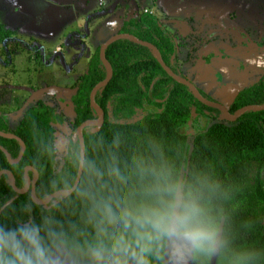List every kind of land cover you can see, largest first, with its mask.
I'll list each match as a JSON object with an SVG mask.
<instances>
[{
  "label": "trees",
  "instance_id": "trees-1",
  "mask_svg": "<svg viewBox=\"0 0 264 264\" xmlns=\"http://www.w3.org/2000/svg\"><path fill=\"white\" fill-rule=\"evenodd\" d=\"M8 32L0 24V39ZM115 32L150 42L181 76L175 68L173 37L151 13L126 17ZM97 50L98 45L72 84L71 133L58 168L54 124L64 122L61 112L35 99L11 128L8 113L0 112V130L17 135L25 145L13 164L0 151V170L8 169L20 189L25 184L23 168H35L34 194L39 200L73 183L78 163L73 132L81 121L95 118L88 93L105 76ZM104 55L111 77L94 94L103 122L96 130L93 125L82 130L84 159L74 190L46 206L37 205L29 190L15 193L8 175L1 174L0 207L13 198L0 211L5 242L15 233L20 248L35 261L34 250L20 234L34 227L45 259L57 247L71 251L126 244L147 264H163L179 189L174 232L202 234L198 242L191 239V262L264 264V109L224 121L217 109L203 105L185 85L170 78L148 48L120 38L104 49ZM263 102L264 75L238 90L227 110ZM0 145L11 159L16 157L17 140L0 137ZM27 173L32 178V171ZM0 259L7 264L15 257L5 248Z\"/></svg>",
  "mask_w": 264,
  "mask_h": 264
},
{
  "label": "rangeland",
  "instance_id": "rangeland-1",
  "mask_svg": "<svg viewBox=\"0 0 264 264\" xmlns=\"http://www.w3.org/2000/svg\"><path fill=\"white\" fill-rule=\"evenodd\" d=\"M144 10L171 33L181 73L216 101L225 104L263 71L264 54L257 46L264 41V0H0V24L9 31L0 39V112L8 113L10 128L35 99L61 112L64 122L54 124L57 168L71 133L73 82L85 71L94 47L116 33L123 19ZM212 46L230 60L210 57ZM226 82L234 89L222 95L230 87ZM178 198L179 189L163 264H194L190 235L174 232ZM46 262L147 264L126 244L71 251L57 247Z\"/></svg>",
  "mask_w": 264,
  "mask_h": 264
},
{
  "label": "water",
  "instance_id": "water-1",
  "mask_svg": "<svg viewBox=\"0 0 264 264\" xmlns=\"http://www.w3.org/2000/svg\"><path fill=\"white\" fill-rule=\"evenodd\" d=\"M120 38H127V39L133 41L134 43H136L140 46L146 47L149 50H151L155 60L159 64V66L162 68V70L170 78H172L175 82H178L180 84L185 85L188 88V90L192 93V95L196 98V100L199 101L200 103H202L203 105L217 109L219 111V115H220L219 118L224 120V121L232 122V121L236 120L241 114H243L246 111L264 109V102H263L261 104L243 105V106L237 108L232 113L228 112L226 107L224 105H222L221 103L211 101V100H208L205 97H203L191 81H189L188 79L174 73L163 62V60L159 54V51L157 50V48L153 44H151L150 42L138 39L137 37H135L134 35L129 34V33H117V32L113 33L112 35H109L107 38H105L98 45L97 55H98V59H99L100 63L102 64V66L104 68L105 76L103 79L96 82L91 87V89L89 90V93H88V102H89V105L92 107V109L95 112V118L94 119H85V120L81 121L76 126V128L73 132V136H76V138L78 140V163H77L76 173H75V177H74L72 185L67 189H57L55 191H52L44 199L39 200L36 198V196L34 194V183H35V180L37 178V171L35 170V168H33L32 166H29V165H27L23 168V175L25 177V184L20 189L15 187L14 178H13L12 173L8 169H1L0 175L3 173H6L8 175L10 187L12 188V190L15 193L21 194V193H24L27 190H29V197L34 204L46 206L47 203L51 199H53L54 197H56V196H67L68 194H70L74 190V188L78 182V179L80 177L81 171H82V165H83V159H84V144H83V138H82V130L85 127L90 126V125H93L95 127L94 130H96L97 128H99L101 126V124L103 122V110L94 101V94L97 90H99L101 87H103L111 77V66H110L109 62L107 61V59L105 58L104 49L110 43H112L113 41L120 39ZM223 58L225 60H227V58H225V57H223ZM230 87H233V85H230ZM0 137L15 139L18 141L19 150H18V153L14 159L10 158L6 149L1 145H0V151L3 153L5 159L8 163L13 164V163H16L17 161H19V159H20V157L24 151V148H25L23 140L13 133L3 132L1 130H0ZM27 170L32 171V173H33L32 178H30L28 176ZM12 199L13 198H10L7 201H5V203L3 205H1L0 211Z\"/></svg>",
  "mask_w": 264,
  "mask_h": 264
},
{
  "label": "clouds",
  "instance_id": "clouds-1",
  "mask_svg": "<svg viewBox=\"0 0 264 264\" xmlns=\"http://www.w3.org/2000/svg\"><path fill=\"white\" fill-rule=\"evenodd\" d=\"M20 234L22 238L27 241L28 245L34 250L35 261H33L26 253L20 248L19 243L15 240V233H10L8 243L5 242V237L0 235V253L5 248L15 257V260H9L7 264H47L45 259V252L40 246L38 238V231L34 227L27 229H21ZM191 239L194 242H198L201 239L202 234L199 231L189 233ZM98 255V254H97ZM0 264H4L3 260L0 259Z\"/></svg>",
  "mask_w": 264,
  "mask_h": 264
},
{
  "label": "flooded vegetation",
  "instance_id": "flooded-vegetation-1",
  "mask_svg": "<svg viewBox=\"0 0 264 264\" xmlns=\"http://www.w3.org/2000/svg\"><path fill=\"white\" fill-rule=\"evenodd\" d=\"M252 45H257V43H251ZM262 45H259V46H257L258 47V49H262L261 50V53L262 54H264V41H262V43H261ZM262 47V48H261ZM211 49H212V53H211V55H210V57H217V58H221V57H223L222 55H221V53L220 52H218V51H216V49H214L213 48V46L211 47ZM263 57H264V55H263ZM173 58V56L171 57V59ZM175 62H176V71L177 72H179V74H181V76L182 77H184V78H186V76H184L182 73H181V71H180V68L177 66V58H176V55H175ZM230 59H228L227 58V60L226 61H229ZM264 60V59H263ZM233 62H236V64L238 65V62H237V60H235V61H233ZM264 62V61H263ZM239 67H241V66H239ZM242 68V67H241ZM244 72H245V70H243ZM262 75H264V69H263V71H261V73L256 77V79L253 81V83L256 81V80H258ZM235 77V75H233V73H230V77ZM187 79V78H186ZM189 80V79H188ZM189 81H191V80H189ZM227 83V82H226ZM226 83H225V85H226ZM227 84H229V86L230 85H232V83H227ZM224 85V86H225ZM196 87V86H195ZM197 88V87H196ZM232 89H234V88H231V87H229V88H227L225 91H223L222 92V95L224 94V93H227L228 91H230V90H232ZM197 90L198 91H201L200 89H198L197 88ZM240 90V89H239ZM238 91V90H237ZM237 91H235L230 97H228V99H227V102L225 103V104H223V103H221L222 105H224L225 107H226V109H227V104L229 103V101L232 99V97L235 95V93L237 92ZM202 92V91H201ZM204 93V92H203ZM201 94V93H200ZM209 99L208 100H211V101H215V102H218V103H220L219 101H216L215 99H213L212 97H210V95H208V94H206V93H204ZM150 108V107H149ZM211 108V107H210ZM215 109V108H214Z\"/></svg>",
  "mask_w": 264,
  "mask_h": 264
},
{
  "label": "built area",
  "instance_id": "built-area-1",
  "mask_svg": "<svg viewBox=\"0 0 264 264\" xmlns=\"http://www.w3.org/2000/svg\"><path fill=\"white\" fill-rule=\"evenodd\" d=\"M145 11V10H144ZM59 49H58V46L57 47H55V49H54V52H57Z\"/></svg>",
  "mask_w": 264,
  "mask_h": 264
},
{
  "label": "crops",
  "instance_id": "crops-1",
  "mask_svg": "<svg viewBox=\"0 0 264 264\" xmlns=\"http://www.w3.org/2000/svg\"><path fill=\"white\" fill-rule=\"evenodd\" d=\"M103 41V40H102Z\"/></svg>",
  "mask_w": 264,
  "mask_h": 264
}]
</instances>
